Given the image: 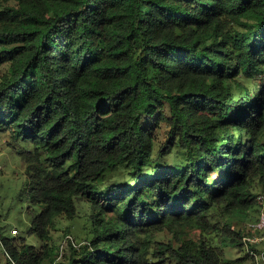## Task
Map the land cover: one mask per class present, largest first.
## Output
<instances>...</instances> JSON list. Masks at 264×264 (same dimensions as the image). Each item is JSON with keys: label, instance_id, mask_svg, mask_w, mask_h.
Listing matches in <instances>:
<instances>
[{"label": "trees", "instance_id": "16d2710c", "mask_svg": "<svg viewBox=\"0 0 264 264\" xmlns=\"http://www.w3.org/2000/svg\"><path fill=\"white\" fill-rule=\"evenodd\" d=\"M1 1L0 139L41 240L0 229L10 263L46 264L85 202L69 264H247L224 249L245 250L232 219L264 192V0ZM174 149L181 170L163 169ZM166 230L179 242H154Z\"/></svg>", "mask_w": 264, "mask_h": 264}, {"label": "rangeland", "instance_id": "374dc122", "mask_svg": "<svg viewBox=\"0 0 264 264\" xmlns=\"http://www.w3.org/2000/svg\"><path fill=\"white\" fill-rule=\"evenodd\" d=\"M3 8V2L0 0V9ZM7 71V67L0 68V76ZM261 83V79L259 80ZM165 141V134H161L158 141L156 151L160 145ZM162 156V155H160ZM162 168L166 170L180 171L184 164V154L174 149L166 156L159 157L158 159ZM29 179L26 173V164L21 156L14 153L5 143L4 139H0V229L2 235L10 238H25L28 244L35 247L41 246V240L36 235H31L29 232L32 228V216L28 213L29 207L33 206L32 195L25 194L28 189ZM261 190H256L260 193ZM79 215L75 219H70L65 216L59 217L55 220V225L52 229V242L59 249L51 255L46 261V264H52V259L56 263L69 264V258L72 253L69 247L70 240H73L76 246H80L87 240L89 236V214L91 210L85 202L79 203ZM36 215L41 211L40 207L35 209ZM244 214L235 215L232 219L233 226L236 231L241 233L247 232V225L253 222L259 216V210L256 206L251 211ZM68 232V233H67ZM184 236L193 238L198 241L201 232L198 229L187 228L185 231H180ZM70 236V237H68ZM72 238V239H68ZM210 240L215 246H222L219 239L215 235L209 236ZM181 239L175 232L166 230L154 235V242L176 243ZM178 243L176 244V246ZM259 246V248L263 247ZM226 257L230 260H235L243 257L246 251H241L237 248L226 247ZM260 250L258 251V253ZM252 263V258L247 259V264ZM0 264H12L5 254L3 246L0 244Z\"/></svg>", "mask_w": 264, "mask_h": 264}, {"label": "built area", "instance_id": "2783aa9c", "mask_svg": "<svg viewBox=\"0 0 264 264\" xmlns=\"http://www.w3.org/2000/svg\"><path fill=\"white\" fill-rule=\"evenodd\" d=\"M257 202L260 208L259 216L247 225V234L243 237V244L246 253L252 258L251 264H264V247L259 253L255 250L256 247L264 244V192L258 194Z\"/></svg>", "mask_w": 264, "mask_h": 264}]
</instances>
